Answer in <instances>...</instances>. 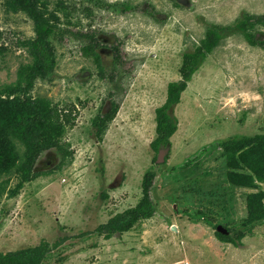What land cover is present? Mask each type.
<instances>
[{
  "label": "rangeland",
  "instance_id": "374dc122",
  "mask_svg": "<svg viewBox=\"0 0 264 264\" xmlns=\"http://www.w3.org/2000/svg\"><path fill=\"white\" fill-rule=\"evenodd\" d=\"M9 1L0 0V93L35 62L27 42L37 39V23ZM40 7L56 15L48 50L57 65L29 98L75 108V127L63 138L73 158L59 170L61 154L44 149L33 171L51 174L15 196L20 178L0 176V254L46 243L42 264H264V220L248 222L249 196L264 193V181L253 175L252 187L234 185L232 175L250 173L230 165L224 149L264 135V0H40ZM246 34L263 44L251 46ZM200 50L205 57L170 110L179 127L162 158L151 148L156 110L169 85L183 81L186 56ZM114 104L119 111L101 139L93 121ZM245 150L233 148L237 161ZM149 171L154 217L109 240L100 235L141 201Z\"/></svg>",
  "mask_w": 264,
  "mask_h": 264
},
{
  "label": "trees",
  "instance_id": "16d2710c",
  "mask_svg": "<svg viewBox=\"0 0 264 264\" xmlns=\"http://www.w3.org/2000/svg\"><path fill=\"white\" fill-rule=\"evenodd\" d=\"M8 8H12L16 12L29 13L37 23V39L34 42H27L29 50L33 51L35 62L20 72L18 83L7 86L0 93V108L2 109L0 112V176L14 173L20 178L17 188L12 193L15 196L22 190L25 183L51 174V171L46 173L33 171L35 160L44 149L55 148L58 154H61L59 170L71 163L73 152L63 143V138L69 128L73 129L75 127L77 116H74L76 113L75 108H71L70 111H60L58 105L53 107L50 100L40 98L31 101V98H29L38 78L46 79V74L53 72L57 65L54 53L48 50V47L51 46L50 38L53 34L51 22L56 19V15L53 14L48 17L46 11L40 7V0H10ZM209 36L210 40L214 42L212 44H216L217 38ZM246 39L254 47L263 44L250 34H246ZM199 49L202 50V48ZM201 50L194 55L186 56L185 63L180 70L183 81L169 85L165 104L156 110L157 135L151 143V148L157 155L160 154L162 149L171 147L172 138L178 131V123L171 116L170 110L174 105L181 102L182 94L195 75L194 68L200 62V56L205 57ZM91 51L86 49L84 54L88 56L93 53ZM17 96L20 98H15ZM21 96L26 99L22 100ZM9 103L14 104L15 107H12ZM113 107L110 113L105 116L99 115L93 121L97 136L101 139L106 133L109 123L113 122L119 111L118 106L114 104ZM233 148L247 149L245 150L247 151L245 157L237 161L234 156L235 152L232 151ZM224 149L230 165L240 169L241 166H244L250 173L232 175L230 180L234 185L252 187L254 183L253 175L258 180L264 181V135L254 139L247 138L239 142H227L224 144ZM155 180L156 173L149 171L142 184L143 198L141 201L136 207L122 214H117L107 224L101 226L98 229L100 235L106 233V239L109 240L118 233L123 234L131 231L141 221L154 217L157 208L152 202L151 190ZM263 200L264 193L249 196V223L264 220ZM219 237L222 241L235 245L229 236H221L220 234ZM49 255V245L44 243L38 247L10 254L6 257L0 254V264H42Z\"/></svg>",
  "mask_w": 264,
  "mask_h": 264
},
{
  "label": "water",
  "instance_id": "95a60500",
  "mask_svg": "<svg viewBox=\"0 0 264 264\" xmlns=\"http://www.w3.org/2000/svg\"><path fill=\"white\" fill-rule=\"evenodd\" d=\"M160 157H162V158H163V157H164V154H160ZM220 230L222 231V229H220Z\"/></svg>",
  "mask_w": 264,
  "mask_h": 264
},
{
  "label": "built area",
  "instance_id": "2783aa9c",
  "mask_svg": "<svg viewBox=\"0 0 264 264\" xmlns=\"http://www.w3.org/2000/svg\"><path fill=\"white\" fill-rule=\"evenodd\" d=\"M180 264H188V263H185V262H181Z\"/></svg>",
  "mask_w": 264,
  "mask_h": 264
}]
</instances>
